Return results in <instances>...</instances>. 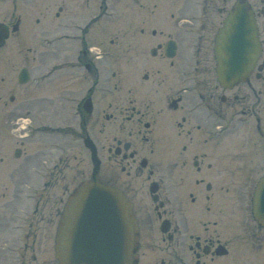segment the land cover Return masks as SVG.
Listing matches in <instances>:
<instances>
[{
	"label": "flooded vegetation",
	"instance_id": "1",
	"mask_svg": "<svg viewBox=\"0 0 264 264\" xmlns=\"http://www.w3.org/2000/svg\"><path fill=\"white\" fill-rule=\"evenodd\" d=\"M136 1L140 13L126 28L130 47L113 55L117 68L107 81L106 52L84 37L104 14L85 23L68 16L59 25L83 35L63 64L75 105L71 121L55 127L52 153L34 166L44 183L35 190L32 219L53 222L62 196L90 176L89 169L68 172L73 148L90 138L98 182L131 204L136 264H264V206L253 202L264 178V0L260 8L251 5L261 56L247 81L229 88L218 82L213 51L223 7L214 0ZM1 2L0 49L20 23L10 16L9 0ZM142 13L157 25L144 26ZM51 188L61 193L58 202L50 200Z\"/></svg>",
	"mask_w": 264,
	"mask_h": 264
},
{
	"label": "rangeland",
	"instance_id": "2",
	"mask_svg": "<svg viewBox=\"0 0 264 264\" xmlns=\"http://www.w3.org/2000/svg\"><path fill=\"white\" fill-rule=\"evenodd\" d=\"M214 1L217 8L227 10L236 0ZM247 1L253 8L261 6L260 0ZM186 4L185 12L189 13L192 4ZM1 5L0 0V10ZM58 7L61 13L56 20ZM137 7L134 0H9L10 16L20 18V23L18 31L11 33L8 44L0 49V264H56V218L51 223L38 222L32 219L30 210L37 199L32 192L43 184L38 183L33 168L40 157L52 153L55 140L51 129L68 124L75 105L73 96L65 91L69 90L70 69L63 64H68L75 50L72 48L79 47L83 35L73 29L74 25L65 27L60 23L67 22L68 16L77 15L85 23L93 15L104 14L84 37L89 47L107 53L102 62L107 81V75L117 68L113 55L130 47L126 28L134 12L140 13ZM141 17L144 26L157 25L144 14ZM56 66L62 68L54 69ZM21 69L29 74V81L22 85L17 83ZM15 150L19 151L18 157H13ZM72 152L77 156L69 162V175L90 170L82 147H74ZM48 190L50 200L58 202L59 190ZM45 213L43 207L42 217ZM2 249H8L7 255Z\"/></svg>",
	"mask_w": 264,
	"mask_h": 264
},
{
	"label": "water",
	"instance_id": "3",
	"mask_svg": "<svg viewBox=\"0 0 264 264\" xmlns=\"http://www.w3.org/2000/svg\"><path fill=\"white\" fill-rule=\"evenodd\" d=\"M221 84L245 79L259 46L244 4L229 12L216 39ZM95 171L68 198L55 235L58 264H135L136 228L130 205L116 190L99 185Z\"/></svg>",
	"mask_w": 264,
	"mask_h": 264
}]
</instances>
